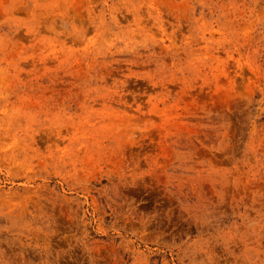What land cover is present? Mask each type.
<instances>
[{"label": "rangeland", "instance_id": "obj_1", "mask_svg": "<svg viewBox=\"0 0 264 264\" xmlns=\"http://www.w3.org/2000/svg\"><path fill=\"white\" fill-rule=\"evenodd\" d=\"M0 264H264V0H0Z\"/></svg>", "mask_w": 264, "mask_h": 264}]
</instances>
